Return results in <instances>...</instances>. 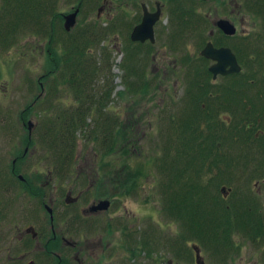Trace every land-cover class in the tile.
<instances>
[{"label":"flooded vegetation","instance_id":"obj_1","mask_svg":"<svg viewBox=\"0 0 264 264\" xmlns=\"http://www.w3.org/2000/svg\"><path fill=\"white\" fill-rule=\"evenodd\" d=\"M134 3L136 23L142 20L145 11L157 13L158 19L154 24L155 41H140L130 62L132 70L127 68L128 76L164 80L187 77V81L206 77L212 84L209 93L221 111L220 119L248 134L256 127L254 135L264 138V0H134ZM174 21L185 24L176 25L173 34L170 25ZM181 36L186 46L175 49V40L179 44ZM209 43L220 51L229 49L224 60L228 62L221 65L223 60L203 53ZM122 46L121 50L127 51L126 44ZM1 49L5 52L0 51V63L11 61L7 46ZM121 62L125 67L130 65H126L129 61ZM214 64H218L216 74L210 69ZM8 75L4 87L7 93L1 95L0 89V100L1 96L13 95L12 78ZM168 84L165 81L156 94L159 108L165 110L184 102L187 93V87L170 88ZM178 88L183 94L178 95ZM41 101L39 98L18 105L0 101V264H126L127 252L124 255L122 249L129 245L132 247L127 251H135L132 264H157L153 246L156 226L151 223V229L127 230L125 195L109 193V187L117 185L109 183L108 162L103 161L100 173L97 151L89 150L91 155L76 151L73 159L62 156L52 145L51 136L43 134L47 104ZM224 149L216 155L230 157L234 152ZM258 172L264 173V168L256 170L255 177L260 175ZM257 177L255 189L245 191L248 187L245 185L243 196L251 205L260 206L258 211H264L260 182L264 183V176ZM234 178H227L231 185L220 183L217 193L220 203L230 207L235 203L238 187ZM239 186L244 187L240 183ZM228 193L232 195L230 199ZM104 199L109 200L108 206L100 205ZM169 234L165 263L178 264L170 256L174 252L178 260L191 254L198 264L194 245L204 255L202 247L192 242L187 244L191 246L187 250L184 241L181 245L177 241L178 235Z\"/></svg>","mask_w":264,"mask_h":264},{"label":"trees","instance_id":"obj_2","mask_svg":"<svg viewBox=\"0 0 264 264\" xmlns=\"http://www.w3.org/2000/svg\"><path fill=\"white\" fill-rule=\"evenodd\" d=\"M94 1L91 3H100ZM54 8L49 0H45L44 5L40 3V0H3L0 10V44L8 46L9 41L13 40L14 29H17V25L23 21L25 24L31 21L34 28L46 32L52 42V45L48 44L51 48L48 53L52 58L47 61L45 72L36 80L26 76L33 87L43 88L45 86V97L40 98L41 102L49 96L46 101L43 134L51 136L52 145L56 150L61 151L62 156L68 155L69 159H73L82 131V136L94 143V150L98 148L102 154L108 153L110 157L109 182L121 185L119 178L124 177L122 185L126 190L128 185L132 189L139 184L142 176L146 175L144 164L134 166L133 159L135 154L145 153L142 149L140 135L142 121L143 119L146 121L147 112L143 111L138 115L137 110H132L125 119L119 113L110 110L106 112V100L111 97L115 87L114 76L109 75L111 53L104 47L98 58L95 54L93 57L90 51L91 43L99 40V35L125 26L128 32L125 36L126 58H133L136 48L129 35L132 21L124 13L116 20L108 19V23L102 25L97 18L84 19L83 17H87L86 14V16L79 17L76 26L67 30L62 22L63 16L59 12L55 13ZM87 9L89 11V7ZM84 10L80 8V14L84 13ZM43 11L52 12L47 25L43 21ZM57 18L61 19L60 25ZM82 22L84 26L81 25ZM57 29L60 33H57ZM59 43H61L60 49L56 47ZM127 68L132 70V64ZM100 76L106 77L107 81L95 86V80ZM60 80L71 90V93H68L71 96L67 97L66 101L60 100L61 104L58 105L55 91H60L61 87L58 84ZM123 80L126 88L118 91L121 95L134 100L139 94L141 99L147 98L149 104L150 100L155 98L151 96H156L157 91L165 82L159 77L126 76ZM166 81L170 82V86L175 85L171 84L170 80ZM188 81L184 102L173 107V109H178V113L173 109L160 108L159 116L164 119L165 126L162 127L161 133L159 129L157 130L155 137L159 136L157 143L162 146L163 150L161 154L148 159L145 168H150L153 164V167L156 166L161 174L164 175L166 172V179L163 178L164 181L160 188L165 195L164 210L174 215L183 224L186 222L189 230L194 233L190 239L200 237L199 240L207 246L211 243L210 246L218 247L215 249L219 250L217 253L220 256L219 259L224 261L221 262L223 264L226 263V257L222 256L223 253L241 247V244L236 245L233 239L232 228L241 230L253 240L260 242L264 239V216L258 218L261 214L264 215V211H258V207H261L252 203L254 205L247 209L246 217L239 219L238 215H233L235 204L231 207L226 206L225 203L221 204L217 195L219 188L215 191L211 186L219 187L223 174V177L230 179L236 177L235 167L247 171L248 178L254 177L255 171L259 168H264V138L254 135L256 127L251 134H248V132H241V128L235 129L234 124H227L220 119L221 111L215 107L214 99L209 93L212 84L208 78L198 76L188 78ZM33 101L35 99L27 102ZM90 116H92V121H88ZM146 123L148 126L153 125L151 120ZM244 128L242 126L243 130ZM221 149L234 152H231L230 157H219L216 152ZM103 160L104 155L98 167L100 173L105 164ZM120 167H125L126 173L122 172ZM217 167H220L221 172L214 171ZM208 172L212 173L208 174ZM258 173L261 177L264 176L262 172ZM98 177L99 181H102V174ZM247 202L250 203L249 200ZM187 237L183 231L176 239L178 242L181 241V245ZM159 243L161 247L166 246L161 240ZM223 247L225 248L221 249Z\"/></svg>","mask_w":264,"mask_h":264},{"label":"rangeland","instance_id":"obj_3","mask_svg":"<svg viewBox=\"0 0 264 264\" xmlns=\"http://www.w3.org/2000/svg\"><path fill=\"white\" fill-rule=\"evenodd\" d=\"M97 2L100 3H91L95 2L94 0H49V3L51 2L54 5V12L55 13H60L63 16V25H64V15L70 12H73L77 8H84V13L78 11V16H77V22L79 20V17H83L84 15L87 17H83L84 19H93L97 18L102 22V25L108 23V19H114L116 20L118 16L122 15L123 13L120 11L126 12L128 15V19L132 20V18H135V8H134V3L132 0H123L121 6H119V0H96ZM121 1V0H120ZM2 3L3 0H0V10L2 8ZM40 3L44 5L45 0H40ZM127 4V5H126ZM96 5V6H95ZM103 5V9L101 13L98 12V8ZM89 7V11L87 8ZM118 10H116V8ZM130 10H129V9ZM120 9V10H119ZM41 10H43L41 8ZM45 10V9H44ZM132 10V11H131ZM132 12V14H131ZM52 16V12H42V17H44L45 24L47 25V20L50 19ZM60 18V17H59ZM59 25H60V20L59 19ZM76 22V23H77ZM81 25L84 26V23L82 22ZM76 26V24H75ZM13 28V25L11 26ZM17 29H14L13 33V40H10L8 43V50L11 51V56L12 60L8 62H1L0 63V72H1V79H0V89H1V95H5L7 92L4 91V87L6 84V77L8 73H10L8 76L12 78V98L10 97H3L1 96L0 101H8V102H14L15 104H21V103H26L27 101H31L34 99H39L41 97H45V86L43 88H39L37 86L33 87L28 80L26 79V76H30L32 79L38 78L45 72V67L47 64V61H49L52 56H50L49 49L50 46L48 44L52 45V42L46 35V32L43 30H38L34 28L33 24L31 21L24 23H19L16 27ZM17 31V32H16ZM16 32V33H15ZM57 33H60L57 29ZM126 34H128L127 29L125 26L118 27L116 29H112L109 33L101 34L99 35L100 38L99 40L95 41L94 43H91L92 46L90 47V51L97 56L98 58L100 57V52L102 53V50L104 47H106L111 55H110V73L109 75L114 76L113 82H114V89L111 93V97H109L106 100L107 103V109L108 110L119 113V115L125 119L132 110H137V114L139 115L143 111H146V121H150L153 123V125L148 126L146 121H142L141 127H142V132H141V142L143 144V151L145 153H137L135 154V158L133 159V164L134 166H137L138 164H144V170L146 172V175L144 174L139 182V184L136 187H133L132 189L129 188L126 190L124 187V177H120L119 179L121 180V185L112 183L113 185L117 186H112L109 187V193H121L124 194L125 197H123V200L125 202V221H126V226L127 230L129 231L131 228H135L136 230H141L143 231L146 227L150 228V224H154L156 226L153 241H155L156 238V243L155 245V251L157 255V264H166L165 259H166V253H167V243L168 241V234L173 235V237L182 234L183 231H185V236H189L186 238V242H183L184 247L188 250L191 246H188L187 244L192 242H197L203 249L204 255H201L205 261L206 264H222L220 261L217 251L218 247L210 246L211 243L207 246L206 244L202 243L199 239L200 237H195L194 239H190L194 233L189 230L187 227L186 222L184 224L182 221H179L176 219L174 215H170L167 213L163 205L164 203V197L165 195L163 194L162 190L160 189L162 187L163 181L166 179L165 174H161L159 169L155 166L153 167V164H151V167H146L145 168V163H148V159H150L153 156L159 155L162 153V146H159V143H157L159 136L156 138L155 133L159 129V133H161L162 127L165 126L164 119L161 118L159 115L161 114V110L159 106H157L158 103V98L156 96H151V98H154L153 100H150V104L147 101V98H142L141 95L139 97L127 99V97L121 96V93L118 91L121 89L126 88V84L124 82V78L128 76L127 72V67H125L122 64V60H128L129 63L133 60L132 57H127V51H122L121 47L123 44H126ZM180 34V33H179ZM130 35V34H129ZM15 38V39H14ZM158 43V41H157ZM1 46H3V49H5V46L0 44V51L5 52V50L1 49ZM58 49L61 47V43L56 45ZM126 49V47H125ZM17 58V59H16ZM101 60V59H99ZM98 60V61H99ZM125 68H123L122 66ZM31 67V68H29ZM30 70V71H29ZM131 71L130 69H128ZM125 71V72H124ZM28 74V75H27ZM126 74V75H124ZM107 78L100 76L97 77L95 80L94 85H100L106 83ZM166 81V80H165ZM171 84H175L174 86L183 88L187 87V77L185 78H172ZM60 91L56 92L55 95L58 97L56 99V103L58 105L61 104L60 100L66 101L67 97H70L71 90L67 88L66 84L63 82L60 83ZM44 85V82H43ZM167 86H170L168 84ZM2 87V88H1ZM171 88V86H170ZM178 95L183 94L182 89H179ZM186 91V90H185ZM37 94H40V96H37ZM43 94V95H41ZM59 94V96L57 95ZM47 95V94H46ZM51 97V96H50ZM174 97V94L173 96ZM49 99V96L46 97ZM73 100V97H71ZM47 99H45L44 103H46ZM55 100V97H54ZM53 100V101H54ZM135 102V104H134ZM134 104V105H133ZM177 113L179 112L177 108H174ZM137 116L135 117V119ZM88 121H92V116L88 117ZM153 132V133H152ZM82 131L80 132V141L78 145L77 151H83L84 154L86 155H91L89 153V150H94L93 145L94 143L92 141H87L84 136H82ZM153 136V137H151ZM154 138V139H153ZM1 142V141H0ZM159 142V141H158ZM99 152V161L101 162L102 158V152L99 151L98 148H95ZM101 152V153H100ZM93 157V155H92ZM109 155L104 157L103 161L110 162L109 161ZM221 165V164H220ZM149 168V169H148ZM122 169V172L127 171L125 167H120ZM236 177L234 178L233 182L237 184V189L235 190L236 196H234V201H235V206L233 210V215H238L242 219V217H246V213H248L247 209L249 207L252 208L251 204H248L247 200H245V197L243 196L245 191L250 190L252 187H254V181L256 177H249L248 178V173L247 171L243 169H238L237 167L234 168ZM214 171L221 172L220 167L215 168ZM240 171V172H239ZM212 172H208V174H211ZM264 174V173H263ZM161 178H160V176ZM224 174L222 175V183H226L227 177H223ZM261 177V175H259ZM164 178V180H163ZM207 179V178H206ZM205 179V180H206ZM263 184L262 190H263V200H264V183L260 181ZM110 183V182H109ZM221 183V184H222ZM239 183L241 185H244V187H240ZM220 184V185H221ZM231 185V182H229L227 185ZM216 187L215 185H212L211 188L213 187L212 190H215L217 188H220L221 186ZM245 185H248L247 190L244 191ZM216 187V188H214ZM231 194L228 196L230 199ZM112 197V195L110 196ZM122 199V198H121ZM245 201V202H240V201ZM230 201V200H229ZM118 205V204H116ZM132 222L134 225H132ZM138 224V226H137ZM129 225V226H128ZM233 231V239L237 243L236 245H240L239 249H230L226 251L227 253H223L222 256L227 257L226 258V263L223 264H264V239H262L260 242L259 240H253L249 238L244 232H241V230H238L237 228H232ZM141 234V233H140ZM140 234H137V236H140ZM161 242H164L166 244L165 247L159 246V239ZM140 239V238H138ZM137 241V240H136ZM136 243V242H134ZM154 243V242H153ZM129 245V243H126ZM163 244V243H162ZM141 242L139 247L142 248ZM152 245V243H151ZM210 246V247H209ZM132 246L129 245V247H126L127 249L131 248ZM188 247V248H187ZM138 250H142V249ZM145 248V247H144ZM150 248V246H149ZM217 248V249H215ZM225 247L221 248L224 249ZM127 249H122L123 254L125 255L127 252L126 256V264H132V257L134 255V252H131ZM180 249V248H179ZM136 250V252L138 251ZM226 255V256H225ZM170 256H174L175 262H178V264H195L194 263V258L191 257V254H185L182 255V259L178 260L175 257L174 252L170 253ZM228 256H231L233 258H229ZM128 260V261H127Z\"/></svg>","mask_w":264,"mask_h":264},{"label":"water","instance_id":"obj_4","mask_svg":"<svg viewBox=\"0 0 264 264\" xmlns=\"http://www.w3.org/2000/svg\"><path fill=\"white\" fill-rule=\"evenodd\" d=\"M78 11L79 8L74 10L73 12L67 13L64 15V27L67 30L72 29V27L75 26L77 22V16H78ZM158 19V14L157 13H151L148 11H145L143 19L140 23H138L132 30L131 32V38L132 40H139V41H145L146 39H155L154 35V24L156 20ZM230 31V29L228 30ZM203 53L210 57L218 58L221 62V65L228 62L224 61L227 60V55L229 54V49H223V50H217L213 47L211 43H209L204 50H202ZM220 54V55H219ZM226 55V56H225ZM218 64L211 66V71H214L216 74L218 71ZM225 186H223L222 190L225 191ZM100 205L102 206H108L109 205V200L104 199L100 201ZM194 248L196 249L197 252V263L198 264H206L203 257L201 256L200 249L197 245H194Z\"/></svg>","mask_w":264,"mask_h":264},{"label":"bare ground","instance_id":"obj_5","mask_svg":"<svg viewBox=\"0 0 264 264\" xmlns=\"http://www.w3.org/2000/svg\"><path fill=\"white\" fill-rule=\"evenodd\" d=\"M123 0H121V1H119V6H121V4L123 3L122 2ZM133 1V3H134V0H132ZM135 4V3H134ZM127 5V4H126ZM104 7H103V5L102 6H100L99 8H98V14L99 13H101V11H102V9H103ZM129 9V8H128ZM130 10V9H129ZM123 14L125 13V15H129V14H127L126 12H124V11H122V10H120ZM132 11V10H131ZM131 14H132V12H131ZM134 16H135V18H132V25H131V29H130V38H131V32H132V30H133V28L138 24V23H140V22H138V23H136V21L138 20V18H136V15L134 14ZM144 16V15H143ZM128 17V16H127ZM173 17L175 18L176 17V15L175 14H173ZM142 19H143V17H142ZM181 19V18H180ZM123 24V23H122ZM184 22L183 21H174L173 22V24H171L170 25V31H172L173 32V34H174V32H175V30H176V25H178L179 27H182V26H184ZM104 25H106V24H104ZM124 25V24H123ZM71 30V29H70ZM154 35H155V29H154ZM132 39V38H131ZM155 39H156V37H155ZM155 39L154 40H151V39H149L150 41H155ZM147 40V39H146ZM134 41V46H135V48H137L138 46H139V43H140V41L139 40H133ZM178 41L177 40H175V43H174V46H175V49H177V48H183L184 46H186V43L184 44V38H182V36H181V39H180V43L179 44H176ZM177 46V47H176ZM263 199V198H262ZM262 203V205L264 206V200H263V202H261Z\"/></svg>","mask_w":264,"mask_h":264}]
</instances>
